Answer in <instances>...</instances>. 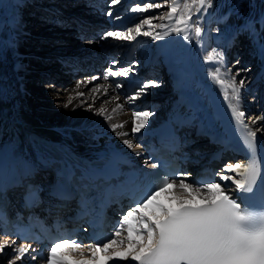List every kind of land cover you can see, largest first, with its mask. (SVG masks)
Masks as SVG:
<instances>
[{
	"label": "bare ground",
	"instance_id": "6f19581e",
	"mask_svg": "<svg viewBox=\"0 0 264 264\" xmlns=\"http://www.w3.org/2000/svg\"><path fill=\"white\" fill-rule=\"evenodd\" d=\"M25 1L26 0H21L20 4H23ZM95 2L97 3L93 4V11L86 8L82 11L81 15H83L84 12L91 15H98L95 14V12L98 13L103 10L104 7H101L99 4L101 2L99 0H95ZM220 3L221 2L216 4L213 8L214 16H218L222 13L223 6H219ZM70 4L72 3L66 2L67 7L70 6ZM88 5H91V3ZM225 11L228 12L229 10ZM206 12L208 15H206L205 21L207 24H210L212 21L209 22L208 18L212 16L209 15L211 11ZM203 14V12L197 14L203 28L202 36L199 40L195 37L194 30L192 29H189V34L192 37L190 40H184L183 33L177 34L176 32H169L163 39H155L157 44L155 43L156 45H154V48L156 49L152 50L150 48L151 46L146 49L143 57L144 60L137 68H134V65L131 67L128 66L126 55L130 51H133V53L136 52L140 44L146 41L145 37H142L141 41V37L138 36L135 40L128 42V45L123 46L124 48L121 45L119 46V44H117L119 40L114 41V38L89 42V47L87 45L84 46L83 43L80 42L82 38L78 39L80 45L79 47L77 46L76 52H71L63 56L59 55L62 53H59L57 57H54L51 64L36 69L37 73L43 70H47L45 72H51L50 74L46 73L43 75L40 79L41 81L45 82L48 80L47 83L55 84L53 73L56 72L57 69L61 70V68H68L69 70L67 69V72L72 73L75 71L78 77H82L83 74L78 72L79 67H84L86 63L90 65L92 62L98 65L105 60V55L117 54L118 52L116 53V49L119 50L120 47L126 50V53L123 57L124 59L120 57L115 58L114 68L118 69L128 66L131 72L127 77H111L110 79L109 76L107 80L104 78L103 82L100 83L98 82L100 76L94 75L98 78L97 81L95 80L98 84L102 86H112L108 89L107 94L104 93L103 88L95 93L92 91L96 86L95 81L91 78L93 76L83 78L81 80L82 82L89 83L82 84L77 91L83 92L84 96L82 98H74L68 107H64L69 95L73 97L76 96V92L73 90L79 80H77L75 84H72L63 98L60 97L55 86L47 87L46 85L45 88L51 93V95H48L45 90L43 92H36L31 90V88L26 89L27 87H23V84L21 85V83L26 82L25 79H23V75L26 74V68L32 54L28 53L25 46L19 42L21 39H27V37L22 38V35L27 32L24 30L25 24L18 20L16 13H14L10 19L13 23L10 24L12 30L18 34V38L11 42L8 40V48L4 50V56L0 60V160L4 158L10 159L15 164V173L24 170L26 167L33 166L36 171L37 182L47 186L51 183L52 175H48V171H46L48 165L41 161V158L34 153V147H32L33 145L31 144L30 137H28V132H32L34 135L43 137L44 139L47 138L55 144L66 146L80 157L89 160L113 148H121L128 154L135 151V149H143L147 142L151 141L168 121L181 117L186 120L185 127L192 129L181 137L182 142H184L187 151L189 150L195 154L194 160L203 165V163L211 157L208 152L213 154L211 151L220 149V147L214 146L212 137L216 134L224 137L228 133L227 128L221 122L220 114L223 115L230 124L238 128L244 136L247 134V129L244 128L245 124L252 130L256 128L264 129V120L258 121L256 124H252L251 122L252 118L255 116H264V109H261L259 104L253 101L254 99L250 100L243 97L247 89L243 88L239 105V110L245 112V117L242 121H237L228 106V102L224 98V90L210 77L209 73L216 67H220L222 74L230 70L228 77H226L230 78V76L236 74L233 71L235 69H240L246 62L243 61L239 62V64L232 65L233 67L230 69L226 68L228 64L225 58V52L236 43L233 38L234 35H230L235 34V31L227 33V36H225L222 32L220 33L221 29L213 24L210 26L211 31H206ZM57 15H61V19H59V22L56 21V23L58 26H62L60 30L65 34L74 35L71 34L73 33L72 31H74L72 27H64L67 24L75 25V27L80 29L85 28L83 25L84 20H82L79 12L72 13L70 18L62 16L60 11L57 12ZM227 15L225 13L223 17L217 18L215 23L224 25ZM252 16L253 12L249 15H241V27L238 28V26L236 28H238L239 34H245L248 38L252 39V41L256 38L259 43L261 42L264 44V39L261 41L262 39L257 38L259 35H255L260 27L256 24L254 29H250L248 26V23L251 22L250 17ZM98 17L101 19L98 18L96 20L97 26L106 19V17L102 18L100 15ZM219 19L222 20L223 23L218 21ZM133 21L136 22L135 17H133V15H127V17L120 21L122 22L121 27H127V25L133 24ZM238 22H240V20L233 23ZM106 23L112 26L114 22H109L108 20ZM164 23L171 26L173 22L165 21ZM227 24H231L229 20L226 23V27ZM31 25L32 23H30V26ZM224 29L225 28H223V30ZM167 30L168 29H158L157 31ZM43 32L42 35L40 34L41 36H39L41 40L45 38L43 37ZM247 37V43H250ZM146 38L148 39V37ZM71 40L76 41V39L72 38L70 41ZM111 40H113V42H110ZM257 41L254 40L249 44V52L254 59H257L258 47L260 49V45ZM35 46L36 45H33V49L36 48ZM111 47L114 48L113 51H108L107 49ZM262 49H264V45ZM213 50H215L216 53H221L223 55V60L215 58L206 59L208 54L213 52ZM106 51L108 52L105 53ZM259 60H257V62ZM110 67H113V65H110ZM138 72L142 74L145 73L146 79H152L157 83L163 84L162 86H164L165 91H158L152 95L146 93L144 97H140L129 105L125 102L126 99L124 98L128 96L126 80ZM262 73H264V69H262V72L257 78H264ZM240 75L236 77L237 81L241 77ZM40 80L38 79V81H36L40 82ZM116 83L122 84L123 87L113 90ZM62 84H64V82H62L61 85ZM227 91L230 96L231 89ZM26 93L33 96V101H39V104L43 107V111H41L40 114H44V117L41 118L29 112L22 101ZM36 94L39 97H36ZM162 95H168L170 100H172V105L168 108L164 107L157 113L151 112L152 115L149 117L148 124L145 128L142 129L139 134H132V111L137 110V107L141 109L145 105H154L156 102L150 100V96L161 97ZM115 96H119V100H113L112 97ZM94 97H98V99L94 100ZM81 100H83L84 103H82ZM40 101L45 102L40 103ZM105 101L108 102L105 103ZM118 103L123 105V110L112 113L111 110L115 108ZM90 104L93 109H99L101 105H103L108 113L113 116V119L109 121L105 116L96 114L94 110H89L88 105ZM112 124H124V127L113 131L111 127ZM119 132H127L129 135L119 136ZM208 134L211 135V139H209ZM124 139L131 140L133 142V147L128 148L124 145ZM256 140L258 144L262 145L261 153L264 154V131L257 133ZM136 145H139V147H136ZM228 163L245 164L244 162H239V160L235 158H231ZM222 168L223 166L219 167L220 170ZM45 173L47 177L43 179V174ZM231 175L235 176L234 173H231ZM191 180V176L186 177V182H191ZM216 180L222 184L227 183L230 185V194L234 195L237 193L235 185L232 184L231 181H219V177H217ZM177 182H179V180ZM179 192L180 190L178 188L175 189V194H179ZM160 201L165 204L169 203L168 197L163 193L160 196ZM125 235L126 232L121 233V237ZM81 253H83V255H81ZM67 257L70 262L84 260L89 261L91 264V251L87 249H78L74 253L67 255ZM0 261H2V264H6L5 257H0ZM100 261H103V254L102 260ZM108 264H112V262L110 261ZM118 264H129V262L119 261ZM131 264H134V262H131Z\"/></svg>",
	"mask_w": 264,
	"mask_h": 264
},
{
	"label": "snow or ice",
	"instance_id": "6c2138e0",
	"mask_svg": "<svg viewBox=\"0 0 264 264\" xmlns=\"http://www.w3.org/2000/svg\"><path fill=\"white\" fill-rule=\"evenodd\" d=\"M122 0H111V6H117ZM167 7V11L159 17L145 16L128 27L126 31H106L101 39L114 38L122 41H133L138 36H152L160 40L169 32L183 33L184 40H190L189 29L194 30L197 40L202 36L203 28L197 16L212 7V0H164V3H133L128 9L132 13L143 14L153 9ZM109 16L113 13L109 12ZM161 23L153 25L154 19ZM117 20L121 17L117 16ZM164 21L173 22L171 26ZM144 26L148 30L144 31ZM168 29L167 31H154V29ZM135 33V35L133 34ZM223 60L221 53L215 50L209 53L206 59ZM113 67L105 69V79L111 77H127L130 68ZM247 69H238L234 76L228 77L230 70L222 74L221 68L216 67L209 75L215 83L224 90V98L228 102L234 118L242 121L245 112L239 110L241 92L245 79L237 82L236 77ZM98 78L93 76L92 80ZM89 82L78 81L75 89L76 96L69 95L64 107H68L74 98H82L83 92L77 91L81 85ZM55 85H52L54 87ZM155 80L149 79L141 82L133 90L132 95L126 97V103L133 102L145 95L150 87H158ZM111 85H96L92 91L98 92L101 88L107 94ZM116 83L113 90L122 88ZM231 89V95L228 94ZM98 97H94V100ZM119 100V96L112 97ZM84 103L83 100H81ZM108 101H105L107 103ZM234 102V103H233ZM89 110L105 116L109 121L113 116L108 113L103 105L99 109ZM123 110L122 104H116L111 111L116 113ZM152 115L147 110H134L131 113V133L139 134L148 124ZM264 120V116L252 118V124ZM113 131L123 128L124 124H112ZM247 134L244 144L250 153L248 162L226 163L223 168L215 173L219 181H231L235 185L238 198L229 192L227 183H220L216 179L202 182H186L187 174L181 173L179 182L164 179L158 184H153L144 192L140 199L134 202L126 213L121 215L113 234L106 241H97L89 246L91 251V264H118L119 261L135 262V264H264V182H259L264 175V160L257 155V133L264 131L262 128L252 130L244 125ZM119 136H128L127 132H119ZM128 148L133 147L129 139L123 140ZM139 147V145H136ZM151 167L155 168L153 164ZM234 173L235 176L231 175ZM238 177V178H237ZM179 194H175V189ZM165 194L169 203L160 201L161 194ZM126 235L121 237V233ZM83 247L82 242L70 236H62L51 241L47 254L40 257L45 264H90L89 261L77 260L70 262L67 255ZM63 249L64 253L58 252ZM10 250V251H9ZM36 249L30 244H19L16 241L0 240V257L6 258V264H27L30 260H38ZM103 254L100 261L98 254ZM83 255V253H81ZM2 264V261H0Z\"/></svg>",
	"mask_w": 264,
	"mask_h": 264
},
{
	"label": "rangeland",
	"instance_id": "374dc122",
	"mask_svg": "<svg viewBox=\"0 0 264 264\" xmlns=\"http://www.w3.org/2000/svg\"><path fill=\"white\" fill-rule=\"evenodd\" d=\"M99 1L101 2L99 3L101 7L103 6L104 8L98 13L95 12V14H98V15H91L85 12L83 15H81L82 11H84V9L86 8H88V10H92L94 8L93 4L97 2H95V0H26L23 4L22 3L20 4L21 0H0V60L4 56L3 54L5 52L4 50L8 48L9 42L18 38L17 37L18 34H16L12 30L11 24H10V23H13V21L10 20L11 17L13 16L14 13H16L17 19L22 21L25 24L24 30H26L27 32L26 34L24 33V35H22V38L27 37V39L26 40L21 39L19 42L23 44V46H25L26 51H28V53L32 54L29 60V64L27 65V68H26V74L23 75V79H25L26 81V82L21 83V85L23 84V87H27L26 89L31 88V90H34L36 92L38 91L43 92L45 90L48 95H51V93L47 91V88L45 87L46 85L47 87L55 85L57 91L59 92L60 97L63 98L67 90H69L72 84H75L77 80L81 81L83 78L96 75V76H100L99 77L100 79L98 82L99 83L103 82V79L106 75L105 69L110 68V65H113V62L116 61L115 59L116 57H120L121 59H124L123 57L126 53V50H123L124 48L123 46L128 45V42L130 41L125 42V41L119 40L117 44H119V46L121 45L123 48L120 47L119 50L116 49V53L118 52L117 54L105 55L104 56L105 58L103 57L105 60L101 62L99 65H95L94 64L95 62H92L90 65L86 63L84 65L85 69H83L84 67L80 69V71H82L83 73L87 72L82 77L74 76V74L66 72L65 70H67V68H61V70L57 69V71L53 73L55 84L49 83V82L47 83L48 80L45 82L40 80L43 75H45L46 73L50 74L51 72H45L47 70H43L37 73V70H36L37 68H43V67L48 66V64H51L54 60V57H57L59 53H62L59 55L63 56L71 52H76L77 46L79 47L80 45L78 42V37L76 35L71 36L70 34H65L61 32L60 27L62 26H58L56 23V21L59 22V19H61V15H57V12L60 11L62 13V16H65L67 18H70V15L72 13L79 12L82 19H84L85 22L91 23L92 27H91V30H89L90 32L87 30H84V33L82 34L91 35L92 38L89 39L87 38V36H85V38H82V40H80V42L83 43L84 46L87 45L89 47L90 46L89 42L99 41L104 32L117 31V30L126 31L128 27H134V24L139 22V20L145 16L150 15L153 17H159L162 13L167 11V7L165 6L160 9H153L147 13L138 14V13H132L131 11L128 10L133 3L152 2V3L163 4L164 0H122V2L117 6H111V0H99ZM66 2H71L72 4H70V6L67 7ZM219 2L222 3V4L220 3L221 5L219 4V6L221 7L223 6L222 13L218 16H214L213 8ZM90 3L91 5H88ZM225 10H229V11L226 12ZM207 11H211V14L209 15H212V16L208 18V20L209 22L210 21L212 22H210V24L206 23L205 19L208 13L203 12L204 13L203 14L204 15V27H206V29L205 28L204 29L206 31H211L210 26L212 24L217 25V27L221 29L220 33L222 32L223 35L225 36H227V33L235 31V34H230V35H234L233 38L236 41V43L227 52H225V56H226L225 58L228 64L226 68L230 69L231 67H233L232 65L239 64V62H243V61L246 62L245 64L242 65L240 69H247V71H242L240 75L241 77L238 79V81L240 79H245L246 81L244 88L247 90H245L243 97H245V99H250V100L254 99L253 101L259 104L261 109H264V78H257V76L260 75V73L262 72V69H264V51H263L264 49H262V46L264 44L261 42L260 44L259 41L256 40V38L253 39V41L254 40L257 41L260 45V49L259 47L257 49V59H254L253 56H251L249 52L250 51L249 44L253 42L252 39L248 38L245 34H242V33L239 34L237 30L238 28L241 27L240 26L241 15H249L253 12V16L250 17L251 22L248 23V26L250 29H254L257 24L260 28H258L256 34L255 33L254 34L257 36L259 35L257 38H260L262 39L261 41H263L264 39V0H221V1L212 0V7L209 8ZM109 12H112L113 15L109 16L108 15ZM225 13L226 15L228 13L227 17L225 18L226 19V22L224 24L225 26L223 24H216L215 20H217V18L219 17H223ZM99 15L102 18L106 17V19L104 20L105 23L104 22L101 23L99 27L97 28L96 20L100 18L98 17ZM127 15H133V17H135L136 19V22L133 21L134 23L131 22L133 24L129 26L127 25V27L126 26L121 27L122 22L120 21L124 19L125 17H127ZM117 16L121 17V19L117 20L116 19ZM108 20L109 22L110 21L114 22L112 26L106 23L108 22ZM228 20L231 24H227V27H226V23ZM237 20L238 21L240 20V22L233 23V22H236ZM218 21L222 22V20L220 19ZM30 23H32L31 26H30ZM159 23H161V21L158 18L153 20V25H156ZM64 27H72L75 32L78 30L76 27H73L72 25H68V24L65 25ZM223 28L225 29L223 30ZM143 30L147 31L148 30L147 26H144ZM157 30L158 28L154 29V31H157ZM42 32H43V37L45 38L41 40L39 36L42 35ZM71 34H74V33H71ZM133 34L135 35V33ZM245 36L247 37L248 40H250V43H247L248 41L246 40ZM140 37H141V41H142V37H145L146 41H143L142 44H140L137 51L134 52L133 54L134 59L130 63H128V66L130 67L134 65V68H137V66L143 62L145 51L150 46L152 50L156 49L154 48V45H156L157 43H156V40L152 38V36L141 35ZM146 37H148V39ZM71 38L76 39V41L74 40L70 41ZM8 40L10 41L8 42ZM113 40L115 41L116 39H113ZM113 40H111L110 42H113ZM33 45H36L35 49H33ZM63 46H66V47H63ZM113 49L114 48L111 47L107 50L113 51ZM50 51L54 53H51ZM108 51H106L105 53H107ZM257 60L259 61L257 62ZM128 66L125 68H128ZM115 69L117 68H114V70ZM235 70L237 71V69ZM235 70L233 71L234 73H236ZM262 76L264 77V73H262ZM38 79L40 80V82H37ZM110 79H111V76H110ZM96 81H95V85H100ZM62 82H64V84L61 85ZM158 85H159L158 87H150L147 91V94L152 95L158 91L160 92L165 91L164 86H162L163 84L158 83ZM130 95L132 94H129L128 96ZM35 96L39 97L37 94ZM144 96L145 95H143V97ZM124 98L126 99V97ZM149 99L156 103L152 106L145 105L141 109L137 107V110H147L152 113L153 112L157 113L159 112V110L163 109L164 107L168 108L172 105V100H170L168 95H162L161 97L150 96ZM22 101H23V104L26 106V108H28L29 112H31L32 114L38 117H41V118L45 116L44 114H40L41 111H43L42 105L39 104V101H33V96H30L29 93H26L24 95ZM44 102L45 101H40V103H44ZM130 103L132 102H129L128 104L130 105Z\"/></svg>",
	"mask_w": 264,
	"mask_h": 264
}]
</instances>
